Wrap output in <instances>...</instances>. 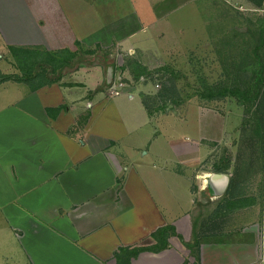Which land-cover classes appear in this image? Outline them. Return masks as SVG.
Wrapping results in <instances>:
<instances>
[{"label": "crops", "instance_id": "0c3cea01", "mask_svg": "<svg viewBox=\"0 0 264 264\" xmlns=\"http://www.w3.org/2000/svg\"><path fill=\"white\" fill-rule=\"evenodd\" d=\"M13 1L17 5L9 13L10 22L0 24V51H7L8 45L51 51L74 49L75 42L80 41L79 20L85 15L75 7L76 2L83 1L90 9L93 0ZM89 9L91 19L93 6L92 11ZM154 17L153 14L151 19L141 21L142 32L147 34L146 22L155 25ZM90 65L93 64L64 70L56 83L34 91L28 89L22 99L29 118V135L23 133L24 140L17 139L20 134L0 137V213L25 263L115 264L114 254L120 248L146 247L128 264H264V169L253 171L251 163L249 168H234L233 173L221 171L229 176L228 184L232 181L234 212L225 217L214 215L226 189L216 196L208 195L205 178L215 171L210 166L200 173L193 172L207 155L205 135L198 142L186 139L191 149L187 158L191 159L187 167L182 165L186 159L174 160L171 173L183 177L188 184L197 182L191 176L197 178L198 192L204 191L207 198L196 202L189 189V206L177 217L168 206L158 207L153 187L145 184V178L150 181L151 173H155V161L143 156H153L152 147L141 154L149 145V137L133 142L130 135L136 129L140 132L143 122L135 123L128 111H122L126 121L119 118L123 115L111 100L119 94L97 90V71ZM121 93L128 100L135 95L126 90ZM135 98L142 117L150 118L152 115H147L137 95ZM19 99L9 105L14 106ZM111 107L114 111H110ZM111 114L118 116L116 124ZM153 128L158 131L156 126ZM227 164L229 167L228 160H220L213 165ZM251 177H255L256 184ZM208 214L214 216L215 228L205 231L204 239H198L192 255L185 246L193 242V234L197 233L192 222L196 218L203 221ZM230 216L232 223L227 229L224 225ZM167 225L175 232L167 246L159 251L149 249L155 243L151 234Z\"/></svg>", "mask_w": 264, "mask_h": 264}, {"label": "rangeland", "instance_id": "374dc122", "mask_svg": "<svg viewBox=\"0 0 264 264\" xmlns=\"http://www.w3.org/2000/svg\"><path fill=\"white\" fill-rule=\"evenodd\" d=\"M69 3L68 7L71 6L70 1ZM83 3L76 2L75 6L85 13L79 20L80 41L74 49H64L74 52V66L93 64L90 66L97 71V90L108 89L111 93L119 94L111 98L123 115V118H119L125 120L123 112L128 111L135 123L143 122L141 131L136 129L130 135L133 142L146 141L149 137V145H145L141 154L152 147L153 156L150 153L143 156L147 161H155V173H151L150 181L145 178V184L153 187L155 205L168 206L169 211L176 213V217L181 216L189 206L190 191L195 201L207 198L198 192L197 178L191 176L197 182L191 181L189 187L187 180L171 173L175 168L174 160L186 159L185 164H182L186 166L188 159H191L187 158L191 155V149L185 144L186 139H195L198 142L205 135L204 141L208 145L207 155L193 169L195 173L210 169V166L213 169V164L220 160L229 161L227 170L232 173L234 168L245 167L247 164L249 151L246 149L245 138L248 132L243 127V122L249 114L245 106L235 97L227 96L222 99L214 96L215 99L208 100L206 94L209 87L216 90L217 84L220 87H229L232 83L240 85L243 77L248 82L253 81L256 62L264 58V42L259 39L261 33H264L259 31L264 30V2L93 0L90 2L94 9L91 19L87 15L89 8ZM16 5L13 0H0V24L6 25L10 22L9 13H12ZM153 14L155 25L146 22V34V31L142 32L144 27L140 23L151 19ZM89 29L95 31L89 32ZM135 29H138L137 32ZM137 33L145 36L141 38V34ZM36 35L34 32V36ZM40 35L43 39L42 32ZM256 47L262 49L257 51ZM134 60L142 63L149 74L137 80L133 79L128 69H124V65L131 64ZM67 70L69 69H65ZM0 73H18L7 51H0ZM261 89L264 90V85ZM125 90L133 92L140 101L149 106V111H152L150 118L153 120L142 117L135 95L132 100H128L121 93ZM26 91L28 86L23 83L15 85L12 81H6L0 84L1 138L7 139L20 134L17 139L24 140V134L29 135V118L25 116L27 113L24 111V98L22 99ZM160 93L165 99H159ZM167 96H172L177 104L173 106L166 100ZM18 98L21 99L14 106L9 105ZM141 105L144 108L142 102ZM110 111H114L113 108ZM111 116L116 124L118 116ZM252 156L253 171L264 169V140L261 154L256 149ZM148 176L146 173L145 177ZM250 179L256 184L255 177ZM198 208L199 206L193 210L195 215ZM229 210L232 212L233 208ZM232 216L224 225L227 229L231 227ZM192 226H195L193 222ZM0 264H26L18 249L17 240L13 238L1 213Z\"/></svg>", "mask_w": 264, "mask_h": 264}, {"label": "trees", "instance_id": "16d2710c", "mask_svg": "<svg viewBox=\"0 0 264 264\" xmlns=\"http://www.w3.org/2000/svg\"><path fill=\"white\" fill-rule=\"evenodd\" d=\"M260 33L264 30H259ZM264 33H261L260 41L264 42L262 38ZM78 45V42H75ZM262 49V47H256L255 50ZM7 52L12 58L14 66L17 68L18 73L4 74L0 73V84L6 81H12L16 83H23L28 86V89L34 91L42 86L50 85L56 83L65 69L73 68V60L75 58L74 52H71L67 49L61 50H47L44 47H22V46H7ZM257 60L259 58L257 57ZM132 63H127L124 65V69L127 68L132 78L137 80L143 75L149 74L148 69L140 62L136 60L131 61ZM257 66L253 72V81L248 82L246 77H243L240 80V85L232 83L229 87L224 86L220 87L218 84L215 86L216 90L208 88L206 98L208 100L215 99L214 96L219 98H225L227 96L235 97L239 103L245 106V110L248 112L249 116L243 122V127L248 132L245 142L247 144L246 149L249 151V157L245 168H249L252 163L253 154L256 149L259 150L260 154L262 151V140H264V90L261 89V86L264 85V58L262 61L256 62ZM73 65V66H72ZM76 64L74 67H78ZM130 68V69H129ZM205 94V93H204ZM159 99H165L164 96L160 93ZM166 100L169 101L173 106L177 102L173 99L172 96H167ZM144 105L146 112L150 115L152 111H149V106L141 101ZM244 102V103H243ZM248 103V104H247ZM254 107L253 109H251ZM53 111L48 109L47 112ZM252 157V158H251ZM228 169V164L226 166H215L213 165V170L220 173L225 172ZM232 181L228 184L225 192V197L221 200V203L218 205L217 210L214 211V215L225 217L230 208L233 207V202L231 200L232 192ZM226 210V211H224ZM229 210V211H227ZM221 211V213H219ZM198 217V215H197ZM200 218V217H199ZM214 216L208 214L203 221L194 220L193 228L197 232L194 235V240L190 244H185V246L190 250L192 255H195L198 239L205 236L204 232L213 231L215 224L212 222ZM197 221V222H196ZM198 221L201 223L198 224ZM172 235H175L174 229L172 226L167 225L161 228L156 229L151 237L155 239L153 246H150L149 249L154 251H159L165 248L168 244V238ZM209 237L210 234H209ZM146 250V247L138 248H120L118 252L114 254L115 264H128L129 259L137 255L138 252ZM193 264H197L196 261Z\"/></svg>", "mask_w": 264, "mask_h": 264}, {"label": "water", "instance_id": "95a60500", "mask_svg": "<svg viewBox=\"0 0 264 264\" xmlns=\"http://www.w3.org/2000/svg\"><path fill=\"white\" fill-rule=\"evenodd\" d=\"M206 190H208L209 196H216L218 194L223 193L226 189L229 176L225 173H218V172H210L206 176ZM203 195L207 197L204 191H202Z\"/></svg>", "mask_w": 264, "mask_h": 264}, {"label": "built area", "instance_id": "2783aa9c", "mask_svg": "<svg viewBox=\"0 0 264 264\" xmlns=\"http://www.w3.org/2000/svg\"><path fill=\"white\" fill-rule=\"evenodd\" d=\"M110 93H111V91H110ZM111 94H117L116 92H113V93H111Z\"/></svg>", "mask_w": 264, "mask_h": 264}]
</instances>
